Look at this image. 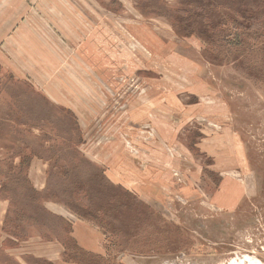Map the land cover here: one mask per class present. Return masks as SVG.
Returning a JSON list of instances; mask_svg holds the SVG:
<instances>
[{"label": "rangeland", "instance_id": "1", "mask_svg": "<svg viewBox=\"0 0 264 264\" xmlns=\"http://www.w3.org/2000/svg\"><path fill=\"white\" fill-rule=\"evenodd\" d=\"M264 264V0H0V264Z\"/></svg>", "mask_w": 264, "mask_h": 264}, {"label": "bare ground", "instance_id": "2", "mask_svg": "<svg viewBox=\"0 0 264 264\" xmlns=\"http://www.w3.org/2000/svg\"><path fill=\"white\" fill-rule=\"evenodd\" d=\"M257 264H262V263L258 262Z\"/></svg>", "mask_w": 264, "mask_h": 264}]
</instances>
